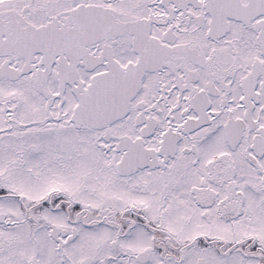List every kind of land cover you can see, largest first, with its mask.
I'll use <instances>...</instances> for the list:
<instances>
[{
  "label": "snow or ice",
  "instance_id": "6c2138e0",
  "mask_svg": "<svg viewBox=\"0 0 264 264\" xmlns=\"http://www.w3.org/2000/svg\"><path fill=\"white\" fill-rule=\"evenodd\" d=\"M0 264H264V0H0Z\"/></svg>",
  "mask_w": 264,
  "mask_h": 264
}]
</instances>
